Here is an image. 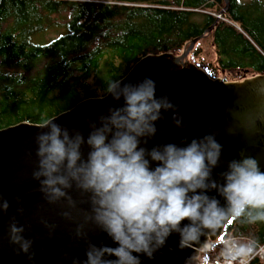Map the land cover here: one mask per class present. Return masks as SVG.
Masks as SVG:
<instances>
[{
	"label": "clouds",
	"instance_id": "9594fccd",
	"mask_svg": "<svg viewBox=\"0 0 264 264\" xmlns=\"http://www.w3.org/2000/svg\"><path fill=\"white\" fill-rule=\"evenodd\" d=\"M107 93L117 102L123 99V105L110 107L107 115L91 122L87 137L55 119L40 125L47 131L35 137L38 163L32 177L39 182V192L47 204L67 209L61 213L64 219L82 220L75 237L87 241L86 259L73 264H141V255L153 259L173 234L181 250L206 247L196 264H213L209 250L216 248L224 264H248L259 254L255 240L241 242L226 235L209 245L207 240L201 244V237L214 236L237 220L264 222V171L259 161L242 150L239 158L226 162L217 179L213 173L221 167L223 145L215 131L185 138L179 145L146 146L156 136L163 113L172 111L174 125L186 126L177 111L179 103L166 93L157 96L154 80L113 79ZM9 207L0 197V212ZM93 230L105 233L116 246L92 243L88 233ZM24 231L13 220L9 241L32 259L33 242ZM192 260L189 257L186 264Z\"/></svg>",
	"mask_w": 264,
	"mask_h": 264
},
{
	"label": "trees",
	"instance_id": "16d2710c",
	"mask_svg": "<svg viewBox=\"0 0 264 264\" xmlns=\"http://www.w3.org/2000/svg\"><path fill=\"white\" fill-rule=\"evenodd\" d=\"M260 4L228 0L220 15L225 0H0V129L104 96L141 58L181 54L201 35L188 59L209 77L264 74ZM226 235L260 245L264 222L234 221Z\"/></svg>",
	"mask_w": 264,
	"mask_h": 264
},
{
	"label": "water",
	"instance_id": "95a60500",
	"mask_svg": "<svg viewBox=\"0 0 264 264\" xmlns=\"http://www.w3.org/2000/svg\"><path fill=\"white\" fill-rule=\"evenodd\" d=\"M225 2L220 15L227 8L228 0ZM212 28L213 25L207 32ZM202 36L193 39L179 56L162 53L141 58L121 78L124 83H136L143 77H149L156 83L157 96L166 93L173 103H179L177 111L186 126L179 128L174 125L172 111L163 113L164 118L156 124V136L146 146L179 145L185 138L190 141L215 131L218 133L216 139L223 145L221 167L213 173L217 179L219 173L226 169V162L239 158L242 150L246 155L255 157L264 171V74L235 82L209 77L202 68L185 59ZM122 105L123 99L117 102L106 93L101 97L84 99L51 119L87 137L91 122H98L101 115H107L110 107ZM40 125L21 122L0 129V197L10 205L7 212H0V264H73L74 261L83 262L86 259L87 241L75 237L77 223L82 220L64 219L61 213L67 209L47 204L39 192V182L32 177L38 163L35 137L47 131L39 128ZM230 130H235V134H230ZM72 195L79 198L76 192ZM221 204H224L222 198ZM21 208L22 213L18 211ZM13 220L24 226L25 238L33 242L30 250L34 253L32 259L9 241V224ZM42 221L52 227L46 228ZM221 232L201 237V244L205 240L216 239ZM88 240L97 246H116L99 230L90 231ZM178 242V235H171L153 259L141 255V264H186L189 257H193L190 264H196L200 245L181 250Z\"/></svg>",
	"mask_w": 264,
	"mask_h": 264
},
{
	"label": "built area",
	"instance_id": "2783aa9c",
	"mask_svg": "<svg viewBox=\"0 0 264 264\" xmlns=\"http://www.w3.org/2000/svg\"><path fill=\"white\" fill-rule=\"evenodd\" d=\"M219 240L220 239H218V238H216L214 240H210L209 239V240H207V242L210 245L213 241H217L218 242ZM197 251H198V259H199L201 256L202 257L204 256V252L206 251V247H201L200 246L199 248H197ZM219 252H220V249L219 248H216L215 251H210L209 250V256L212 258L213 264H224L223 259L222 258H219ZM258 252H259V254L256 255L252 259H255L256 258L259 261L264 262V243L258 245ZM236 264H238V262H236Z\"/></svg>",
	"mask_w": 264,
	"mask_h": 264
},
{
	"label": "rangeland",
	"instance_id": "374dc122",
	"mask_svg": "<svg viewBox=\"0 0 264 264\" xmlns=\"http://www.w3.org/2000/svg\"><path fill=\"white\" fill-rule=\"evenodd\" d=\"M241 2H247V1H249V0H240ZM258 2H259V4L262 2L263 3V5H264V0H257ZM260 6H261V4H260ZM259 9V8H258ZM260 10V9H259ZM259 10H257L256 9V7H253V9H252V17H257L259 20H260V22H261V25H263V27H264V16H260V14H261V12L259 11ZM206 51H209V57L210 58H212L211 57V52H210V49L209 48H207L206 49ZM190 53V52H189ZM188 53V54H189ZM182 54V53H181ZM181 54H174V55H177V56H179V55H181ZM186 60H188L189 61V59H188V55H187V57L185 58ZM213 59V58H212ZM189 62H191V61H189ZM222 75L223 76H221V75H218V77H216V78H213V79H218V80H220V81H225V82H235V81H242V80H233V74H229V73H222ZM249 77H251V76H248V77H246V78H249ZM245 79V78H244ZM202 257V256H201Z\"/></svg>",
	"mask_w": 264,
	"mask_h": 264
}]
</instances>
